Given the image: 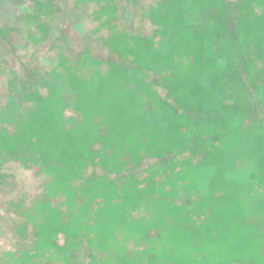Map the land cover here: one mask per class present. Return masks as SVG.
Segmentation results:
<instances>
[{"label":"rangeland","instance_id":"obj_1","mask_svg":"<svg viewBox=\"0 0 264 264\" xmlns=\"http://www.w3.org/2000/svg\"><path fill=\"white\" fill-rule=\"evenodd\" d=\"M0 264H264V0H0Z\"/></svg>","mask_w":264,"mask_h":264}]
</instances>
